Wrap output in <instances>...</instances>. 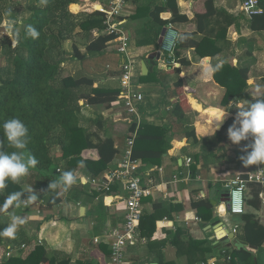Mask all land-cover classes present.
<instances>
[{
	"label": "crops",
	"instance_id": "0c3cea01",
	"mask_svg": "<svg viewBox=\"0 0 264 264\" xmlns=\"http://www.w3.org/2000/svg\"><path fill=\"white\" fill-rule=\"evenodd\" d=\"M107 1L84 0L72 4L70 12L75 15L90 14L97 11L98 7L106 6ZM166 3L167 0H130L120 21L130 35L129 53L134 60L133 82L144 96L139 105L140 125L164 129L166 141L170 145L159 165L141 164L142 183L151 191V194L145 197L150 202L142 203L141 211H151L152 203H160L163 206L177 205L180 209L173 213L172 220H167L166 223H162L163 219L156 222L157 230L152 240L141 237L138 231L134 244L126 249L125 264H157L154 257L157 256L158 243H170L177 229L183 231L184 235L180 236L178 245L167 244L163 248L162 256L165 261L187 264L186 255L180 251L186 248L190 240L208 239L213 241L214 246L224 247L216 243L212 227L222 222L231 231L239 226L240 221L238 216L227 213L225 203L215 194L237 174L264 172V164L243 167L239 159L244 155L241 149L245 144L251 143V139L242 141L239 145L231 144L225 129L231 113L228 112L214 135L209 134L217 111L223 108L221 101L224 89L211 78L216 64L231 61L240 67L248 68L247 98L238 103L243 104L249 101L250 97L263 93L261 80L264 76V30L250 29L251 19L241 11V0H175L177 18L172 22L170 8L165 9L159 16L160 19L168 21L162 30L172 25L179 35L173 50V59L165 57L166 65L163 66L162 57L161 61L150 59L152 54H160V44L156 47L154 44L141 42L147 37L144 31L150 21L149 12L156 6L165 7ZM145 5L148 8L141 10L138 18H133L136 9ZM225 28L226 36L221 39L220 49L212 58H201L190 45L192 40H200L205 35L214 37L220 29L223 35ZM185 35H190L191 38H186V41L177 47ZM79 51L85 55L84 46L79 48ZM121 58L117 52V44L110 42L99 55L89 57L85 62L70 59L62 68L68 76L78 70L79 77L92 78L95 81L94 87L119 89ZM180 60L186 64H181ZM151 62H155L156 67ZM142 63L147 67L145 75L142 74ZM152 70L156 71V76L146 81L141 80L142 76H147ZM180 86L181 88H178ZM257 88L260 89L259 93ZM181 92L186 98V105L183 106L186 114L179 120L173 109L180 100ZM79 105L80 124L101 138L110 137L114 140L117 154L100 176L103 178L121 162L126 138L134 119L125 113L118 97L111 103L93 106L80 100ZM231 107H235L232 101L225 108L229 111ZM191 131H194L197 141L186 136ZM53 155L59 158L58 148L54 149ZM81 157L91 162L99 159L95 149L84 150ZM187 159L191 160L190 163H187ZM64 168V161L59 160L56 170L60 169L61 172L59 174L55 171V179L59 178ZM74 176L76 183L67 192L60 189L47 191L48 183L41 178L33 177L23 181L22 192L32 186L38 199L26 206L8 209V213L19 215L26 221L11 240L24 237L28 242L22 243L30 249L40 242L47 252L54 253L61 259L68 258L70 264H98V259L102 257V262L109 264L110 258L103 255L101 246L110 249L112 235L123 227L124 200L127 194L125 184H115L111 191L105 194L97 192L90 183L94 178L85 166L78 167ZM41 182H45V188L40 185ZM252 185L245 191V202L253 196ZM50 195H57L56 198L60 199L53 207L45 205ZM259 199L258 208H249L248 205L245 208L246 211L254 213L264 225V203L260 197ZM206 200L213 206L215 220L212 223H195L192 219L197 215L193 203ZM220 209L224 211L221 212ZM8 213L4 214L9 217ZM148 243H156L153 244L151 253ZM12 244L14 243H4L0 246V262L6 247ZM216 257L214 253L209 256L208 261Z\"/></svg>",
	"mask_w": 264,
	"mask_h": 264
},
{
	"label": "trees",
	"instance_id": "16d2710c",
	"mask_svg": "<svg viewBox=\"0 0 264 264\" xmlns=\"http://www.w3.org/2000/svg\"><path fill=\"white\" fill-rule=\"evenodd\" d=\"M83 1L35 0L31 7L30 18L23 23L19 31L14 28L15 47L11 48L9 52H5L7 65L0 69V124L4 120L14 117L25 123L29 133L27 152H30L39 161L33 168L31 176L41 178L47 183L55 180L54 173L59 160L64 161L63 172L72 171L73 174L78 168V164L83 162L90 176L96 179L100 178L107 170L117 154L112 138H101L80 124L81 106L79 101L84 100L86 104L92 106L111 103L116 101L119 89L94 87L95 81L85 76L75 78L61 75V66L68 60L77 59L85 62L89 57L102 53L107 45L114 40L113 36L104 33V17L101 12L93 11L90 14L75 15L69 11L72 4ZM259 2L264 10V0H259ZM146 8H148L147 5L137 8L133 18H138L139 13L141 14L140 11ZM167 8L172 10V22L177 18L178 10L175 0H167L165 7H154L148 14L150 21L144 31L147 37L141 43L158 46L160 31L168 24V21L160 19L159 16ZM200 18L204 19V17ZM28 25H32L38 31L37 38L33 39L27 36L26 27ZM249 26L252 30H264V13L252 17ZM226 30L225 28L223 35H221L220 29L214 37L205 35L200 40H192L190 45L201 58H212L217 55L220 49L219 43L221 39L225 38ZM77 36H81L83 40L85 55L76 46H73L72 54L64 48L68 41L74 40ZM185 36L181 42H178L177 47H180L186 38L188 40L191 38L190 35ZM151 63L156 67L155 62ZM180 63L186 64L181 60ZM248 73V68L240 67L231 61L220 62L213 67L211 78L224 89L221 101L223 107L228 106L231 101L238 103L247 98ZM153 76H156L155 70H152L147 76H142L141 80L146 81ZM261 82L264 86V76ZM179 96L180 100L175 105L173 113L177 119L181 120L186 114V111L183 110L186 98L182 92ZM255 98L250 97L248 100L252 101ZM228 110L232 116L226 122V130L233 124L237 111L235 107ZM130 130H134L133 125ZM186 136L193 141L198 140L194 131L187 133ZM0 139L5 140V151L15 150L8 146L2 130H0ZM55 148L59 149V158L53 155ZM169 148L164 129L151 125H140L134 142L133 158L138 159L141 164L159 165L162 156ZM88 149L97 151L99 156L97 161L91 162L82 159V152ZM6 183L7 187L0 190V204L9 194L17 191L22 192L21 180L13 182L9 179ZM252 186L254 187L252 189L253 196L246 200L245 207L248 205L249 208L256 209L260 204L258 194L261 187L259 185ZM50 196L45 204L47 207H53L60 202V199L56 198L57 195ZM145 202H150V200L144 198L142 203ZM193 208L203 222H214L213 206L210 201L193 203ZM179 209L177 205L163 206L160 203H152L151 211H144L141 215L140 236L152 240L157 230L156 222L164 218L172 220L173 213ZM1 216L7 218L4 212H0ZM233 216L239 217L240 222L236 228V236L245 247L234 249L221 245L214 246L213 241L208 239L190 240L186 248L180 251L186 255L187 264H209L208 258L214 253L217 256L216 264H264V225L250 211ZM7 224V222L0 221V229L6 227ZM183 235V231L177 229L170 243L166 241L158 243L157 256L154 257L157 264H175L163 259L162 250L167 244L178 245L179 238ZM26 241L28 242L24 237L18 241L0 237V246L4 243H14L10 246L19 248L23 244L22 242L26 243ZM153 244L156 243H148L150 253L153 251ZM107 248L101 246L103 255L110 257L111 250ZM101 259H98V264H107ZM0 264H70V260L68 258L61 259L54 253L47 252L44 245L37 244L26 254L19 253L10 258L3 257Z\"/></svg>",
	"mask_w": 264,
	"mask_h": 264
},
{
	"label": "built area",
	"instance_id": "2783aa9c",
	"mask_svg": "<svg viewBox=\"0 0 264 264\" xmlns=\"http://www.w3.org/2000/svg\"><path fill=\"white\" fill-rule=\"evenodd\" d=\"M129 1L130 0H108L106 6H100L97 9L104 17V33L114 37L112 42L117 44V52L122 56L119 67L118 98L122 101L125 113L134 119L132 123L134 130H130L129 136L126 138V147L119 165L114 170L108 172L105 177L90 180V183L95 187L97 192L107 194L111 191L112 185L119 183L125 184L127 192L124 200L123 227L120 231L112 235L109 264H125L126 249L128 246L134 244V240L139 231V222L142 215V201L151 194L150 189L145 187L142 183L140 173L141 162L133 158L134 142L137 136V130L140 126L139 105L144 100V96L138 89V86L133 82L134 60L129 53L130 35L120 21V17ZM241 11L249 19L264 13L259 0H241ZM177 39H179V35L174 31L172 25H168L160 44V57L163 59V66L166 65L165 56L169 59H173V50ZM190 161V159H187V163H190ZM56 172L59 173L61 170L57 169ZM251 184L262 187L259 197L264 203V172H248L244 175L237 174L224 185V188L228 190L229 194L228 209L226 208L228 214L242 215L246 212L245 191ZM235 190H240L242 192V200L239 203L233 201L231 197V192ZM220 211L223 212L224 210L220 209ZM192 220L195 223H202V220L198 216L193 217ZM166 222L167 219L164 218L162 223ZM187 223L186 221V224ZM230 232L236 235L237 229L233 228ZM37 244H40V242ZM26 250L30 251L29 247L25 244H22L19 248L8 246L6 247L4 257L10 258L19 253L24 254ZM216 262L215 259L209 260V264H216Z\"/></svg>",
	"mask_w": 264,
	"mask_h": 264
},
{
	"label": "clouds",
	"instance_id": "9594fccd",
	"mask_svg": "<svg viewBox=\"0 0 264 264\" xmlns=\"http://www.w3.org/2000/svg\"><path fill=\"white\" fill-rule=\"evenodd\" d=\"M8 37L16 42V33L13 22L8 25ZM26 34L35 39L39 36L38 31L32 26L26 27ZM211 70V69H210ZM257 92L260 89L257 88ZM236 108V114L233 124L227 129V137L232 145H239L242 141L251 139V143L245 144L241 149L244 155L239 157L243 167L248 168L253 165L264 164V93L259 94L252 101L245 103L233 102ZM228 115L225 107L219 109L210 129V135H214L219 129L221 123ZM3 137L8 146L15 149L7 152L4 150V139H0V190L7 187V180L18 182L21 177L29 174V170L35 168L39 161L30 152H27L29 143L28 128L19 118H10L0 124ZM78 167H84L83 162ZM76 183V177L72 171L63 172L58 179L52 180L47 185V191L60 189L67 192L68 189ZM23 197V198H22ZM233 201L239 203L242 200V192L235 190L231 192ZM38 199L34 193L33 187L29 186L26 192H13L9 194L4 202L0 204V212L8 213L9 208H19L21 205L34 202ZM10 222L6 227L0 229V237L14 239L17 230L23 226L26 221L23 217L8 213Z\"/></svg>",
	"mask_w": 264,
	"mask_h": 264
},
{
	"label": "rangeland",
	"instance_id": "374dc122",
	"mask_svg": "<svg viewBox=\"0 0 264 264\" xmlns=\"http://www.w3.org/2000/svg\"><path fill=\"white\" fill-rule=\"evenodd\" d=\"M34 3H35V0H0V69L4 68L7 65V61L4 56L5 52L6 53L9 52L11 48L15 47V42H13V40L9 38L7 34L9 22L10 21L13 22L14 28L17 31H19L22 28L23 23L30 18L31 7L34 5ZM69 11H70V8H69ZM73 46H76L78 49L83 47V40L81 39V36H77L75 37L74 40L68 41L64 45V48L70 54H72L74 51ZM61 75L68 76L67 74L64 73L63 68L61 70ZM72 75L73 77H79L80 73L77 70V71H74V74ZM32 173H33V168L29 170L28 175L20 178V180L22 181V184H23V181L33 178L31 176ZM44 183L45 182H41L40 184L43 188L46 187ZM9 218L10 217L8 216L7 218H3L1 216L0 221L9 223L10 222ZM14 241H18V239H15ZM31 249L29 248V250ZM27 251L28 250H26L24 254H26Z\"/></svg>",
	"mask_w": 264,
	"mask_h": 264
},
{
	"label": "water",
	"instance_id": "95a60500",
	"mask_svg": "<svg viewBox=\"0 0 264 264\" xmlns=\"http://www.w3.org/2000/svg\"><path fill=\"white\" fill-rule=\"evenodd\" d=\"M165 32H166V28H164L161 31V34H160V37L158 40V44H161L162 38H163ZM159 57H160L159 53H154L150 56V59L158 60ZM146 71H147V67L144 63H142V74L145 75ZM213 193H214V191H213ZM215 195L221 197L222 202L225 203V206L228 209V200H229L228 190L226 188H223L222 190L218 191ZM212 196H211V198H213ZM209 228H211V227H209ZM212 231L214 232V237L217 239L216 243H220L223 246L232 247L234 249H239L241 247H245L244 245H242L238 241L236 235H234L232 232H230L229 229L226 228L222 222L216 223L212 227Z\"/></svg>",
	"mask_w": 264,
	"mask_h": 264
}]
</instances>
